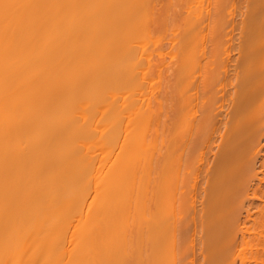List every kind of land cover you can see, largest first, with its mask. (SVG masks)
<instances>
[{
	"label": "bare ground",
	"instance_id": "6f19581e",
	"mask_svg": "<svg viewBox=\"0 0 264 264\" xmlns=\"http://www.w3.org/2000/svg\"><path fill=\"white\" fill-rule=\"evenodd\" d=\"M0 264H264V0H0Z\"/></svg>",
	"mask_w": 264,
	"mask_h": 264
}]
</instances>
